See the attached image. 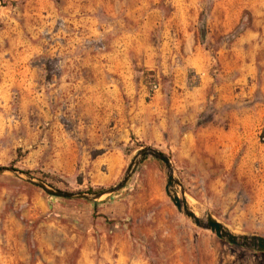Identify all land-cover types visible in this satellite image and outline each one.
Instances as JSON below:
<instances>
[{
  "label": "rangeland",
  "instance_id": "374dc122",
  "mask_svg": "<svg viewBox=\"0 0 264 264\" xmlns=\"http://www.w3.org/2000/svg\"><path fill=\"white\" fill-rule=\"evenodd\" d=\"M77 4L93 6L95 46L109 25L137 35L138 59L155 61L134 66L150 95L165 92L166 71L181 66L183 57L194 58L190 88L198 82L195 70L208 63L203 70L211 84L231 86L232 99L199 115L194 127L223 135L236 118V153L218 136L212 148L203 139L199 155H167L161 128L152 142L131 137L94 149L86 137V102H45L47 118L39 122L40 103L21 102L13 80L37 73L40 64L47 79L58 74L53 54L73 32L62 19L71 18ZM109 8L120 9L119 20ZM18 54L25 58L13 68ZM5 72L13 79L7 86ZM46 86L48 94L54 87ZM54 116L57 121L49 119ZM142 147L174 160V175L197 217L210 213L236 234L264 237V0H0V166L55 189L95 194L116 185ZM104 151H118L119 160L100 163L97 176L93 163ZM166 181L164 164L148 157L121 190L93 203L49 197L0 175V264H264V253L230 245L180 214Z\"/></svg>",
  "mask_w": 264,
  "mask_h": 264
},
{
  "label": "crops",
  "instance_id": "0c3cea01",
  "mask_svg": "<svg viewBox=\"0 0 264 264\" xmlns=\"http://www.w3.org/2000/svg\"><path fill=\"white\" fill-rule=\"evenodd\" d=\"M92 7L89 4H77L72 14L74 17L62 19L63 23L70 22L73 32L67 38L62 37L59 49L53 54L59 67L58 74L47 79L46 66L40 64L37 73L29 69L27 78L20 75L13 80L6 72L2 75L5 86L8 81H15V87L21 91V102L40 103L39 122L47 118L45 102H86V118L89 121L86 137L91 140L94 149H104L110 143L118 144L131 137L152 142V132L161 128L167 134V155H199L203 139L208 140L205 147L212 148L211 140L218 136L230 140L229 154L236 153V118L229 131L223 135L213 128L194 127L199 115L214 110L221 102H231V86L225 84L213 87L212 78L203 70L208 65L205 63L199 72L195 70L198 82L190 88L188 68L194 58L183 57L181 66L172 65L166 71L171 81L165 92L159 90L150 95L142 79L137 77L134 66L142 63L143 66L153 67L155 61H151L148 56L141 62L137 57L140 49L134 41L137 35L117 32L113 25L103 30L102 34L107 33L100 39L104 41L102 45L95 46L94 43L99 42V39L95 38ZM109 10L108 14L119 20L120 9ZM148 51L153 56L150 49H147L146 54ZM156 55L159 54L156 52ZM19 57L25 58L19 55L13 68L18 65ZM25 70L23 68L22 71ZM46 85L54 87L48 94ZM246 92L251 93L252 88L249 87ZM47 95H51L50 99ZM161 115L165 116L164 120L159 119ZM57 118L54 116L49 119L57 121ZM53 135L65 138L63 132H53ZM118 154V151H104L102 157L93 163V172L99 176L98 165L118 162ZM171 161L174 163L173 159Z\"/></svg>",
  "mask_w": 264,
  "mask_h": 264
},
{
  "label": "water",
  "instance_id": "95a60500",
  "mask_svg": "<svg viewBox=\"0 0 264 264\" xmlns=\"http://www.w3.org/2000/svg\"><path fill=\"white\" fill-rule=\"evenodd\" d=\"M148 157L158 160L164 164L167 177L165 193L170 198L172 204L180 214L184 215L186 218L191 220L196 227L210 231L217 238L226 241L230 245L250 249L255 252L264 253L263 236L236 234L224 224L217 221L210 213H206L204 219L197 217L195 213L191 209H189L186 204L181 182L174 175V169L172 167L171 160L165 154L153 148L142 147L137 150L135 156L131 159L130 163L128 164L122 179L116 185L95 194H87L83 192H69L60 189H55L49 187L41 181L31 178L29 175L19 170L6 166H0V175L10 174L16 178H19L25 181L26 183L40 189L49 197L67 200H85L88 202L95 203L100 201L103 197H109L121 190L132 177L135 168ZM178 188H180L179 193L177 192Z\"/></svg>",
  "mask_w": 264,
  "mask_h": 264
},
{
  "label": "trees",
  "instance_id": "16d2710c",
  "mask_svg": "<svg viewBox=\"0 0 264 264\" xmlns=\"http://www.w3.org/2000/svg\"><path fill=\"white\" fill-rule=\"evenodd\" d=\"M87 193H91L90 191L89 192H87ZM95 205V204H94Z\"/></svg>",
  "mask_w": 264,
  "mask_h": 264
}]
</instances>
